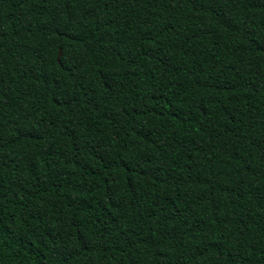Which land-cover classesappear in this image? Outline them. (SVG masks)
Here are the masks:
<instances>
[{
  "label": "trees",
  "instance_id": "16d2710c",
  "mask_svg": "<svg viewBox=\"0 0 264 264\" xmlns=\"http://www.w3.org/2000/svg\"><path fill=\"white\" fill-rule=\"evenodd\" d=\"M0 264H264V0H0Z\"/></svg>",
  "mask_w": 264,
  "mask_h": 264
}]
</instances>
